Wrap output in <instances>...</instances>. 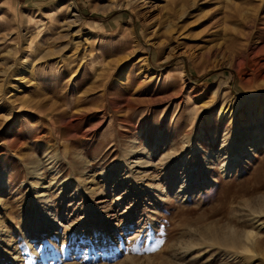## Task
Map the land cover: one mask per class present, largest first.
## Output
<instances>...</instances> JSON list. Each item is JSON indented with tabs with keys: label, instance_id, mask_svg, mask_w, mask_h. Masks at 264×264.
Segmentation results:
<instances>
[{
	"label": "rangeland",
	"instance_id": "374dc122",
	"mask_svg": "<svg viewBox=\"0 0 264 264\" xmlns=\"http://www.w3.org/2000/svg\"><path fill=\"white\" fill-rule=\"evenodd\" d=\"M132 1L0 0V264H264V0Z\"/></svg>",
	"mask_w": 264,
	"mask_h": 264
},
{
	"label": "bare ground",
	"instance_id": "6f19581e",
	"mask_svg": "<svg viewBox=\"0 0 264 264\" xmlns=\"http://www.w3.org/2000/svg\"><path fill=\"white\" fill-rule=\"evenodd\" d=\"M140 2V0H133L131 3H127L126 4V6L128 7V6H134V5H137L138 3ZM80 42V41H79ZM78 43V42H77ZM4 99V98H3ZM1 100V99H0ZM2 101V100H1ZM10 103V102H9ZM52 106V105H51ZM50 107V106H49ZM54 107H55V104H54ZM49 109V108H48ZM43 110V109H42ZM51 110V109H50ZM56 110V109H55ZM52 112V111H51ZM226 113V110H222V109H220V117L222 116V115H224ZM258 134H260V131L258 132ZM259 136V138L261 139V138H263V135H258ZM259 143H260V141L259 142H256V141H254L253 140V138L252 137H249V139H248V141H247V145H245V146H242V148L244 147V151L245 152H247V154L248 153H250L249 151H250V149L248 148V146L249 147H251L252 145H254V144H256V145H259ZM55 152V151H54ZM141 152V151H140ZM252 152V151H251ZM137 153L138 152H136V151H134V143H132L130 146H129V148H128V150H125L124 151V153L123 154H125V155H127V156H135V155H137ZM235 153V152H234ZM234 153H232V155L230 154L229 156H230V158H237V156H233L234 155ZM58 155V154H57ZM141 155V157H139V158H134V161H132V162H128V163H126V165L124 166V169L122 170V172H123V177H126V176H132L133 174H135V173H133L132 172V169L133 168H135V167H144V166H146L147 164H148V157H146L144 154H140ZM124 156V155H123ZM50 159H54V158H51V157H49ZM59 158V157H58ZM120 158H122V156L120 157ZM126 158V157H125ZM207 158V157H206ZM229 159V158H228ZM123 160H124V158H123ZM206 160V159H205ZM210 160V159H209ZM208 160V161H209ZM120 162V161H119ZM206 162V161H205ZM125 164V163H124ZM232 163H229V161L228 162H226V163H224L222 166H221V170L223 171V172H225V174H227L226 172H227V170L228 169H231V167H230V165H231ZM41 165V164H40ZM122 165V164H121ZM149 165H150V163H149ZM33 166V165H32ZM232 166V165H231ZM31 170H29V172L30 173H32V172H34L35 171V167H32V168H30ZM143 170V169H142ZM143 172V171H142ZM135 176V175H134ZM140 178V177H139ZM126 179V178H125ZM5 180V179H4ZM74 180V179H73ZM0 181H3V175L1 174L0 175ZM42 181V180H41ZM133 182V181H132ZM79 183V182H78ZM77 183V184H78ZM118 184V183H117ZM133 184V183H132ZM35 186V185H34ZM41 186H42V183H38L37 184V187L35 188V191H36V195H37V199L38 200H43L44 199V196L42 195L43 193H42V191H41ZM80 186V185H79ZM42 187H44V186H42ZM98 187V186H97ZM90 188H92V187H90ZM94 188H95V186H94ZM159 190V189H158ZM82 192V191H81ZM83 193V192H82ZM94 191H93V189H91V190H89L88 191V196H90V197H92V196H94ZM83 196V195H82ZM36 198V197H35ZM93 199V198H92ZM87 200V199H86ZM44 201V200H43ZM88 204V203H87ZM42 215V219H43V221L44 222H47V221H50V218H51V216H50V214L49 213H46V212H43V214H41ZM2 232V231H1ZM255 239V238H254ZM245 240H246V242L248 243L247 245H249V247H247L246 249H243V251L242 252H233L232 253V256H234V257H239L240 258V260H241V262H242V264H251L252 263V260H254L253 258H254V256H255V254H254V251H253V248H252V243H251V240H252V233H247L246 235H245ZM253 242V241H252ZM214 243V242H213ZM213 243H212V245H213ZM216 243H217V241H216ZM232 244V243H231ZM254 244V243H253ZM206 245V244H205ZM211 245V244H210ZM200 256V255H199ZM199 258V257H198ZM193 261H194V259H193ZM261 262V261H260Z\"/></svg>",
	"mask_w": 264,
	"mask_h": 264
},
{
	"label": "water",
	"instance_id": "95a60500",
	"mask_svg": "<svg viewBox=\"0 0 264 264\" xmlns=\"http://www.w3.org/2000/svg\"><path fill=\"white\" fill-rule=\"evenodd\" d=\"M263 95V94H262Z\"/></svg>",
	"mask_w": 264,
	"mask_h": 264
}]
</instances>
